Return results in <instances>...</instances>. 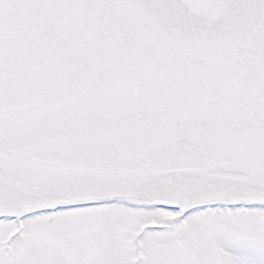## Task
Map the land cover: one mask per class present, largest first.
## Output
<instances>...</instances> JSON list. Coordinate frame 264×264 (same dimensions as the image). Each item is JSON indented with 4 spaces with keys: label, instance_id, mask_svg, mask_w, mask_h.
Wrapping results in <instances>:
<instances>
[{
    "label": "snow or ice",
    "instance_id": "snow-or-ice-1",
    "mask_svg": "<svg viewBox=\"0 0 264 264\" xmlns=\"http://www.w3.org/2000/svg\"><path fill=\"white\" fill-rule=\"evenodd\" d=\"M0 264H264V0H0Z\"/></svg>",
    "mask_w": 264,
    "mask_h": 264
}]
</instances>
